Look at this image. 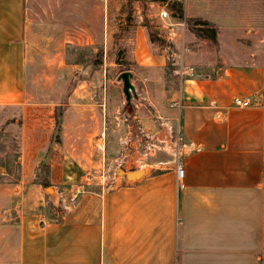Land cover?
Masks as SVG:
<instances>
[{
    "label": "crops",
    "instance_id": "0c3cea01",
    "mask_svg": "<svg viewBox=\"0 0 264 264\" xmlns=\"http://www.w3.org/2000/svg\"><path fill=\"white\" fill-rule=\"evenodd\" d=\"M25 31L24 0H0V106L23 107L21 197L0 216V264H264V66L227 58L211 69L217 63L202 52V75L183 71L163 92L186 145L180 160L135 181L125 175L113 190L99 184L61 218L51 207L57 189L96 167L91 143L107 109L71 104L73 150L53 148L56 105L31 103L26 92ZM237 98L251 105L235 107ZM127 140L129 162L141 160V141Z\"/></svg>",
    "mask_w": 264,
    "mask_h": 264
},
{
    "label": "rangeland",
    "instance_id": "374dc122",
    "mask_svg": "<svg viewBox=\"0 0 264 264\" xmlns=\"http://www.w3.org/2000/svg\"><path fill=\"white\" fill-rule=\"evenodd\" d=\"M179 6L184 19L175 17ZM163 9L169 18H162ZM24 24L28 99L55 104V116L61 119L53 148L73 150L71 104L105 103L107 109L99 113L105 132L91 143L96 167L86 171L81 184L66 188L80 190V199L102 180L106 191L113 190L127 173H154L159 171L156 164L175 162L169 152L152 147L170 126L176 131V122L165 112L170 101L163 92L179 85L183 71L184 77L202 75V52L217 63L211 69L221 68L227 58L264 66V0H24ZM125 71L132 73L135 87L130 104L119 80ZM22 118L23 107L0 106V216L21 197ZM126 136L141 141V160L122 161ZM112 141L118 147L115 154L108 151ZM46 166L40 164L42 173ZM54 194L48 186L47 197ZM56 205L57 193L51 204L57 212Z\"/></svg>",
    "mask_w": 264,
    "mask_h": 264
},
{
    "label": "built area",
    "instance_id": "2783aa9c",
    "mask_svg": "<svg viewBox=\"0 0 264 264\" xmlns=\"http://www.w3.org/2000/svg\"><path fill=\"white\" fill-rule=\"evenodd\" d=\"M163 19L169 18L170 14L166 9H163L161 12ZM251 105L250 100L237 98L234 100V106L238 108H245ZM121 153L122 161L127 157V150L129 147V142L124 141ZM185 142L183 137L177 131H174L173 127H169L164 138H156L154 143H152L153 148L159 150H164L169 152L174 158L175 161H179L182 157L183 148L185 147ZM127 148V149H126ZM177 175L179 179H182L184 176V168L181 165L177 166ZM90 182V178L87 179ZM105 180L101 181V186L105 188ZM90 184V183H88ZM81 191L77 188L71 189L69 192L64 189L57 190V205H56V215L59 217H65L69 215L73 209L79 204Z\"/></svg>",
    "mask_w": 264,
    "mask_h": 264
},
{
    "label": "water",
    "instance_id": "95a60500",
    "mask_svg": "<svg viewBox=\"0 0 264 264\" xmlns=\"http://www.w3.org/2000/svg\"><path fill=\"white\" fill-rule=\"evenodd\" d=\"M123 54H124L123 50H120L118 52V62L119 63L123 62V60H122ZM132 77H133V75L130 71L122 72L119 76V80L122 81V83H123V93H124L126 100L129 104L131 102L132 95L135 94V87L132 84ZM119 173H124V172L122 170H120ZM142 173L143 172L134 171V172H130V173L126 174V176L128 179H135V178L140 177L142 175Z\"/></svg>",
    "mask_w": 264,
    "mask_h": 264
},
{
    "label": "trees",
    "instance_id": "16d2710c",
    "mask_svg": "<svg viewBox=\"0 0 264 264\" xmlns=\"http://www.w3.org/2000/svg\"><path fill=\"white\" fill-rule=\"evenodd\" d=\"M175 17L177 18V19H184V13H183V11H182V8L179 6V8L177 9V13H176V15H175ZM198 32V31H197ZM212 38H213V40H215V30L214 31H212ZM55 120H56V131L58 132L60 129H61V119H60V117L58 116V115H56L55 116ZM54 141L52 140V143H53ZM46 170H47V166L45 167V169H44V172L42 173V175H47V172H46Z\"/></svg>",
    "mask_w": 264,
    "mask_h": 264
}]
</instances>
